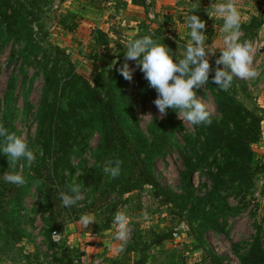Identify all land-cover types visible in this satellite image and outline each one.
Returning <instances> with one entry per match:
<instances>
[{
  "label": "rangeland",
  "instance_id": "rangeland-1",
  "mask_svg": "<svg viewBox=\"0 0 264 264\" xmlns=\"http://www.w3.org/2000/svg\"><path fill=\"white\" fill-rule=\"evenodd\" d=\"M262 0H236L238 10L242 16L241 42L247 40L253 43L258 38L261 26L256 30L255 25L262 20ZM135 4L132 0L130 1ZM226 0H150V4L143 8L108 7L107 0H47L39 13V30L34 28V39L44 49H60L68 56L73 64L75 74L89 83L104 81L108 72L115 66L118 56L126 52L128 43L132 40L150 36L154 41L164 44L173 56L174 62L182 57L185 46L190 39V29L185 24L188 14L197 15L206 24V44H213L216 48L215 56H210L212 75L215 70V59L221 55L222 36L220 29L223 19L209 17L212 3H224ZM113 9V10H112ZM148 15L150 17H148ZM72 28L69 31L66 27ZM98 31L106 33V44H95ZM99 41V40H98ZM115 45V52L112 46ZM254 55L253 67L259 76L251 80L234 78L229 94L244 108L252 111L260 119V140L252 146L253 166L256 162H264V154L256 151L261 143L264 131V53L259 54L257 46ZM21 45L12 41L0 43V121L2 120L3 98L8 82L14 79L15 87L12 91V107L15 113L13 126L19 136L26 140L35 135L36 121L34 116L39 106L43 87L42 73L31 63H24L19 56ZM102 54L94 70L93 55L102 50ZM41 55V54H40ZM62 63V61H60ZM130 67H135V61H129ZM222 66V65H221ZM220 66V67H221ZM67 66H65L66 69ZM136 71L133 79L128 81V93L131 99L138 101V87ZM212 85V84H210ZM197 98L207 106L211 116L220 118L214 101L213 93L202 86L194 89ZM157 98L149 99L145 107L136 105L135 115L143 132L153 120H161L158 109L153 104ZM31 105V114L23 115L24 103ZM138 103V102H137ZM151 115V117H149ZM183 130L173 134V145L168 147L164 156L156 159L153 168L154 175L161 186L171 195L182 193L179 173L184 169L182 151L184 134L194 137L196 129L193 125H184ZM99 135L94 133L89 138V150L96 148ZM76 170L73 180L81 187L83 199L70 208L61 206V201L53 203L54 223L48 225L44 219L48 218L45 207L38 206V193L31 187V193L24 197L25 223L24 238L20 241H9L4 238V228L0 223V264H67L63 258V250L68 249V258L72 264L80 257V243L93 244L100 241L97 231L104 229L107 220V209L113 208V213L121 211L129 217L131 229L130 238L124 243L125 255H131V264L143 261V264H212L209 254L222 258V264H240L239 258L244 255L256 234L257 227L264 223V175L256 174L250 188L238 190L235 186L229 187L222 194L234 212L219 218L223 233L200 228L201 219L189 215L188 210L177 212L170 203L158 198L153 188L144 186L125 196L111 201L99 200V193L91 192L90 179L86 176L87 170L93 165L90 152L80 159H74ZM214 166V165H213ZM212 166V167H213ZM11 167H8L10 169ZM3 175L6 173L2 171ZM20 174V173H19ZM1 182V180H0ZM5 182V181H4ZM8 186L12 185L5 182ZM195 195L202 196L210 190L211 181L204 173H196L193 177ZM10 187V186H9ZM1 190V189H0ZM107 202L106 204L103 203ZM76 211V212H75ZM76 214V216H75ZM83 214H90L96 223L84 228L78 223ZM77 221H73V218ZM214 219V218H213ZM223 219H225L223 221ZM112 235L116 234L113 221L110 224ZM58 231L62 235L59 245L50 240V231ZM95 231V234L93 233ZM50 232V233H49ZM85 232H90L85 241ZM120 242V241H119ZM122 243V242H120ZM176 259V260H175ZM165 262V263H164ZM129 264V263H127Z\"/></svg>",
  "mask_w": 264,
  "mask_h": 264
},
{
  "label": "trees",
  "instance_id": "trees-1",
  "mask_svg": "<svg viewBox=\"0 0 264 264\" xmlns=\"http://www.w3.org/2000/svg\"><path fill=\"white\" fill-rule=\"evenodd\" d=\"M46 1L0 0V43L12 41L21 45L19 56L24 63L36 66L43 76L39 106L34 116L35 135L26 140L36 156L35 162L29 167L26 160H20L8 169V159L0 152V223L4 228V238L8 241L24 238L25 231L21 227L25 223L23 201L31 193V187L39 195L38 206L46 208L48 218L44 219L45 223H54L53 203L60 200L61 191L67 192L69 185L78 184L77 181L72 182L76 170L73 160L82 158L87 150L93 165L86 176L90 179L91 192L99 193V200L109 202L150 186L156 197L170 203L178 213L188 210L189 215L191 213L201 219L199 226L203 230L223 233L218 220L235 209L230 208L222 192L234 186L238 190L250 188L256 174L264 175V162L258 161L253 166L252 146L260 140V119L238 103L228 91L220 90L212 82L213 75L210 73L206 86L213 93L220 118L217 120L211 116L210 126H194L196 137L187 132L184 134L180 147L184 169L179 173L182 193L171 195L157 181L153 168L156 159L164 156L168 147L173 145V134L184 128L176 118L177 113L172 109L167 110L166 117L153 120L143 132L135 115V107H145L149 99H154L156 92L137 69L138 101L131 99L128 81L117 71L122 64L129 62L125 61V53L118 56L106 80L92 84L75 74L73 64L60 49L40 47L33 36L34 28L38 31L40 26L34 23L38 21ZM132 1L146 5V0ZM261 23L262 20L255 25L256 30ZM66 28L72 30L69 26ZM105 36L106 33L98 31L95 44H106ZM102 54H106L105 49L93 55L94 70ZM14 87V79L11 78L2 101L5 108L0 125L19 136L13 126ZM24 106L23 115H30L31 105L25 102ZM94 133L99 135V140L96 148L89 150V138ZM116 160L121 161V171L118 177L112 178L103 169L108 161ZM2 171L20 173L26 183L9 187L2 179ZM196 173L206 174L211 181L210 190L200 197L195 195L193 184ZM112 209H107L109 215L104 229H108L113 221ZM77 220L73 218V221ZM67 255L68 251L64 249L63 258L67 264H72ZM209 259L212 264H222V258L212 253ZM239 263L264 264L263 222L257 227Z\"/></svg>",
  "mask_w": 264,
  "mask_h": 264
},
{
  "label": "clouds",
  "instance_id": "clouds-1",
  "mask_svg": "<svg viewBox=\"0 0 264 264\" xmlns=\"http://www.w3.org/2000/svg\"><path fill=\"white\" fill-rule=\"evenodd\" d=\"M150 2V0H148ZM207 10L209 17L216 16L223 19L220 29L222 46L219 48L221 55L215 59V70L212 82L222 91H228L234 78L251 80L259 76V72L253 67L256 48L250 41L241 42L242 16L236 5V0H226L224 3H212ZM185 24L190 29L188 40L182 57L173 60L170 50L164 45L157 43L150 36H144L132 40L126 47L125 61H135V67H130L127 62L122 64L117 71L126 81L131 82L133 73L139 69L143 73L148 86L155 90L157 98L153 104L158 109L160 118L167 116L169 109L177 113L184 125L210 126L212 123L211 113L201 98H197L194 89H200L209 82L212 65L209 57L215 56L216 48L206 44L208 37L204 34L206 24L199 16L188 14ZM264 47V44L259 46ZM115 52V45L112 46ZM114 63H116L114 61ZM223 65V69H221ZM151 117V115H149ZM0 152L8 159L10 167H14L18 161L26 160L29 167L35 162L36 156L29 149L23 138L8 128L0 125ZM114 164V166H112ZM121 161H108L104 166L105 174L112 178L120 175ZM3 180L15 186H23L25 178L19 173L6 172ZM61 206L70 208L83 199L81 187L78 184L68 186V191L59 193ZM78 223L85 229L90 224L96 223L90 214L80 216ZM129 217L116 211L113 216V225L116 228L114 239L122 242L117 248L118 252L124 250V243L130 238ZM59 235L53 232V238Z\"/></svg>",
  "mask_w": 264,
  "mask_h": 264
},
{
  "label": "crops",
  "instance_id": "crops-1",
  "mask_svg": "<svg viewBox=\"0 0 264 264\" xmlns=\"http://www.w3.org/2000/svg\"><path fill=\"white\" fill-rule=\"evenodd\" d=\"M114 3H116V7H114V11L117 8H120V10L116 11V13H118V15H121L124 13L122 12V8L123 7H134V8H143L142 6H137V5H131L132 3L130 2L131 0H113ZM113 3V5H114ZM148 6V5H147ZM122 7V8H121ZM113 10V9H112ZM148 17H150L148 15ZM258 31V30H257ZM259 34V33H258ZM263 138L261 143H259L255 149L256 151H258L260 154H264V131H263ZM264 161V158H263ZM264 207V204H263ZM90 232H85V237L83 236L84 240H87L88 235ZM95 234V231L93 232ZM98 235H99V240L94 242V243H98L100 250H95L92 248V244H88V243H80V252H82L83 255H85L86 257H88V261L90 262L93 257H98L101 260V264H131V255H125V248L122 252H118L117 248L120 246V242L115 240L114 237L115 235H112L111 232V228L106 229V230H98L97 231ZM68 251V249H65ZM176 260V259H175ZM165 263V262H164ZM134 264H143V261H141L140 263H134ZM145 264H150L149 262L145 263ZM158 264H160V262H158ZM169 264V263H167Z\"/></svg>",
  "mask_w": 264,
  "mask_h": 264
},
{
  "label": "built area",
  "instance_id": "built-area-1",
  "mask_svg": "<svg viewBox=\"0 0 264 264\" xmlns=\"http://www.w3.org/2000/svg\"><path fill=\"white\" fill-rule=\"evenodd\" d=\"M114 3L113 0H107V6L110 7L112 6ZM150 2H148V0H146V5H149ZM261 9H262V23H261V28L258 34V38L257 40L255 39L254 41V45L257 46L258 49H260V45L264 44V0L261 1ZM53 232L56 233L57 235H59L57 238H53ZM50 240L53 244H57L59 245L60 242L62 241V235L58 232V231H52L51 235H50ZM92 248L95 250H100V247L98 245V243H93ZM75 263H80V264H101V260L98 257H93V259L89 262L88 261V257H86L85 255L80 254V257L78 259V261H75Z\"/></svg>",
  "mask_w": 264,
  "mask_h": 264
},
{
  "label": "water",
  "instance_id": "water-1",
  "mask_svg": "<svg viewBox=\"0 0 264 264\" xmlns=\"http://www.w3.org/2000/svg\"><path fill=\"white\" fill-rule=\"evenodd\" d=\"M258 52H259V54H263V53H264V47L260 48V49L258 50Z\"/></svg>",
  "mask_w": 264,
  "mask_h": 264
}]
</instances>
